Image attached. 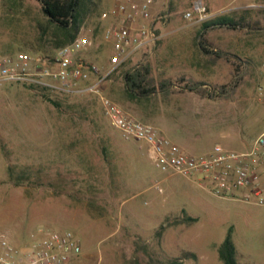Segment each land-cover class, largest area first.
Returning <instances> with one entry per match:
<instances>
[{"label": "rangeland", "instance_id": "1", "mask_svg": "<svg viewBox=\"0 0 264 264\" xmlns=\"http://www.w3.org/2000/svg\"><path fill=\"white\" fill-rule=\"evenodd\" d=\"M159 1L166 20L164 33L196 35L201 24L184 17L191 1ZM96 2L102 14L114 6L113 0ZM15 3H19L16 8ZM209 3L217 10L212 18L243 19L245 25L236 30L206 32L205 37L228 39V44L209 45V52L227 47L234 57L240 55L238 72H233L238 76L232 74L222 90L213 86L207 91L213 105L206 107L204 122L201 110L191 117L182 112L175 127L165 134L171 142L198 156L211 154L215 145L229 151H247L264 132V104L255 99L259 66L264 61V0ZM15 9L19 12L11 14ZM38 11L36 0H0V57L13 35L29 39L36 34L32 19L38 17ZM7 15L13 23L9 24ZM172 19L178 23H171ZM108 24L109 18H94L79 35L88 40L80 58L106 70L110 69L112 51L102 35ZM178 27L180 32H170ZM143 64L148 68V83L168 81L156 79L149 63L130 68L121 65L103 83L104 95L118 103L124 93L123 73ZM236 64L237 58L233 66ZM173 81L178 83V79ZM157 92L148 100L156 98ZM58 101L57 109L21 84H0V151H4L7 165L43 168L46 180L63 194L47 202V186L6 184L7 199L0 204V238L22 248L19 238L31 234L33 241L44 233L68 231L80 240V264H132L133 259L138 264H221L217 248L231 228L239 264H264V205L245 200L241 194L215 196L193 177L162 172L152 160L137 157L135 147H145V142L123 138L92 97L78 94ZM192 131H197L194 139ZM51 151L54 163L48 160ZM108 159L114 160L113 168L107 165ZM4 175L7 181L6 171L3 173L0 166V178ZM89 199L98 208L92 214L86 205ZM182 211L197 222L170 224L157 241V228L172 223Z\"/></svg>", "mask_w": 264, "mask_h": 264}, {"label": "built area", "instance_id": "2", "mask_svg": "<svg viewBox=\"0 0 264 264\" xmlns=\"http://www.w3.org/2000/svg\"><path fill=\"white\" fill-rule=\"evenodd\" d=\"M156 0H113L114 6L101 19L114 18V24L103 33V41L112 44L110 69H103L80 58L88 45L79 37L60 48L54 61L27 53L0 58V84H33L58 92L96 97L112 128L123 138H135L148 146L150 159L162 172L191 178L201 177L211 193L218 197L241 194L245 200L264 205V132L247 151H229L215 145L211 154L194 157L162 136L154 127L129 116L116 102L104 95L106 78L126 63L138 50L155 43L159 36L151 8ZM187 20L202 23L208 19L205 6L196 1L184 14ZM255 99L264 104V61L259 66ZM33 237V236H32ZM82 246L71 232L44 233L19 248L0 238V264H80Z\"/></svg>", "mask_w": 264, "mask_h": 264}, {"label": "crops", "instance_id": "3", "mask_svg": "<svg viewBox=\"0 0 264 264\" xmlns=\"http://www.w3.org/2000/svg\"><path fill=\"white\" fill-rule=\"evenodd\" d=\"M190 1V7L185 11V13L190 11L194 2L200 1L208 11V19H211L217 14V10L213 8L212 4L209 3V0H188V2ZM160 4L161 2L156 0L151 8V13L154 17H161L163 14V7ZM165 21L162 19L155 25L159 39L155 43L148 44L135 52L129 60L123 64V66L124 68H130L138 63H149V65L152 66L153 76L156 79H171L172 81L178 79V83L180 84L176 85L174 83L173 85L163 87L158 90L156 98H153L150 101L148 100V97H134L133 99H129L127 94L124 92L122 99L118 100L117 104L129 116L136 118L144 124L154 127L162 136L168 138L165 134L167 131H170L175 127H173V124L176 123L179 113L183 112V114L191 117V113L198 114L201 110L203 113L202 116L205 115L206 107L213 105L212 99L207 96V91H212L214 89L213 86H219L222 90L224 86L229 85L231 75L234 74L233 72H235L236 66L238 68V65L240 64V55L236 54L237 57H234L233 53H230L229 50H227V47H223L221 52H216V49H214L215 52L208 51L207 48L210 47L209 45L228 44L227 38H221L220 40L205 36L201 38L198 35V31L196 32V35H171L168 34V32L164 33L163 29L165 28ZM171 21L173 24L178 23L175 19H172ZM113 24L114 18L111 17L109 18L108 26L110 27ZM180 28L181 27L173 30L171 29L170 32H180ZM201 40L204 44H202L203 46H200L199 44ZM105 43L109 45L110 50L112 51V56V44L110 42ZM202 48L207 50L208 53L203 52ZM231 54L233 55L232 58ZM236 58L238 60V64L233 66V62ZM99 67L103 69V72L107 71L102 65ZM190 80L201 84L200 89L203 91L189 92L184 90L183 88L190 84ZM194 111H196V113ZM204 118L205 116L203 117V122ZM169 125L172 127L170 128ZM191 134L193 137L192 139H194L197 136V131H192ZM144 144L145 147H135L136 151L133 152L142 160H151L148 153V146L146 143ZM183 151L186 152L185 150ZM50 153L51 154H49L50 156L48 158L49 163H54L52 155L53 152L51 151ZM186 153L194 157H199L198 155L190 154L188 152ZM106 161L107 165L113 168L112 165H115L114 160L111 161L108 159ZM0 166L3 168V173H5L7 168V159L4 151H0ZM111 175L113 178L115 172ZM193 178L198 182L200 181L202 183L200 184L201 186H206V182L202 181L201 177L194 176ZM5 181L6 177L4 175L3 178H0V204L5 203L7 199L4 189L7 184ZM1 189H3V192ZM48 190L49 191L46 193V198H48L47 202L49 199L53 200L55 197L63 195H57V193L55 194L51 188H48ZM26 235L28 234L22 233L21 236ZM29 236L24 239L19 238L18 241L22 245V248L24 245L26 246L27 242L28 245L30 241H32V235L30 234ZM23 241H26V243Z\"/></svg>", "mask_w": 264, "mask_h": 264}, {"label": "trees", "instance_id": "4", "mask_svg": "<svg viewBox=\"0 0 264 264\" xmlns=\"http://www.w3.org/2000/svg\"><path fill=\"white\" fill-rule=\"evenodd\" d=\"M39 4L38 17L33 18L36 34L29 38L24 39L18 35H13V38L7 43V50L4 51L3 56H12L16 53H27L35 56H41L49 61H54L56 52L79 38V35L85 25L90 23L94 18L101 17L102 12L99 13V5L96 0H36ZM19 3H15L16 8ZM248 11V10H245ZM19 12L18 10L11 11V14ZM100 14V15H99ZM9 24L13 23V19L7 15ZM243 19L239 21L225 20L222 17H216L208 19L201 23L198 30L199 37H204L206 32L218 28H227L230 30H236L243 27L245 24ZM200 46H203L202 40ZM203 44V45H202ZM202 51L208 53L207 50L202 48ZM0 57V58H1ZM237 65V64H236ZM148 68L146 64L139 65L131 70L123 73L124 92L129 99L134 97H148L155 91L162 89L165 86L174 84V81L168 80L156 85L148 83L145 79V75L148 74ZM237 66L235 73H237ZM238 76V74H234ZM236 78V77H235ZM189 85L183 89L189 92H198L201 84L190 80ZM179 83H176L178 85ZM28 89L34 91L42 99L52 104L55 108H60L58 100H66L70 97L76 96L75 93L58 92L48 87L31 84H21ZM56 98H52L51 96ZM92 97L99 103L98 99ZM100 104V103H99ZM43 168L33 169L31 166L22 165H7L6 176L7 184L12 187H29L30 184L35 186H47L54 190L55 194H62L59 188L54 186V183L46 180V175ZM32 182V183H31ZM69 196V195H68ZM89 213L98 210L94 201L90 200L86 202ZM197 222V219L189 216L185 211L181 212V216L173 220L172 223L166 222L161 224L154 233V237L157 241H160L165 230L170 224H187L191 225ZM139 241V238H137ZM146 251V247H142ZM217 255L221 264H239L237 260V252L235 244L232 240V229L230 228L217 248ZM194 257V255H192ZM195 258V257H194ZM132 264H138L134 259ZM169 264H180L178 261H171Z\"/></svg>", "mask_w": 264, "mask_h": 264}]
</instances>
